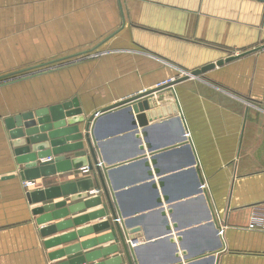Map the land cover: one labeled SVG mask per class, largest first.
<instances>
[{
	"label": "crops",
	"instance_id": "1",
	"mask_svg": "<svg viewBox=\"0 0 264 264\" xmlns=\"http://www.w3.org/2000/svg\"><path fill=\"white\" fill-rule=\"evenodd\" d=\"M263 38L260 0H0V77L55 63L15 78L31 80L0 86V264H60L113 245L50 261L51 253L109 231L52 249L47 241L107 218L41 235L33 212L41 205L30 195L95 173H59L27 186L4 121L12 110L79 97L93 113L178 81L186 71L254 47ZM174 90L157 98L159 109L177 103L183 122L175 115L153 121L146 130L139 128V137L125 114L102 115L96 124L98 161L116 213L122 225L136 220L142 235L134 248L141 249L140 259L133 255L135 264H173L176 251L168 239L178 235L177 249L191 261L216 255V264H264V50L180 82ZM98 196L106 202L103 191ZM158 198L169 202L159 206ZM69 199L54 202L70 204ZM257 219L261 225L251 229ZM167 223L178 228L168 234ZM222 226L227 227L223 238L218 235ZM218 240L223 247L214 251Z\"/></svg>",
	"mask_w": 264,
	"mask_h": 264
},
{
	"label": "water",
	"instance_id": "2",
	"mask_svg": "<svg viewBox=\"0 0 264 264\" xmlns=\"http://www.w3.org/2000/svg\"><path fill=\"white\" fill-rule=\"evenodd\" d=\"M260 1L264 2V0ZM263 50L264 45L239 55H231L228 58L195 70L178 81L174 80L168 85L145 91L93 113L87 112L79 97L50 99L46 100V103H30L20 106V109L12 110L4 121L12 141L11 144L18 166H23L20 172L23 182H34L59 173L79 171L85 168L95 173L91 178L79 179L60 187L39 190L30 195L32 203L41 205L33 211L34 215L38 216V225L42 226L41 235L46 238L107 218L100 223L84 229H77V231L70 234L47 241L45 243L46 248L52 249L109 231V233L100 237L51 253L49 255L50 261L54 262L66 256H73L112 242L113 245L108 248L60 264H89L114 255L117 256L97 264H135L134 253L140 259L141 249H131L127 243L128 241L134 242L142 236L140 228L136 226V220L134 219L125 221L123 225L119 222L112 194L106 183L105 169L100 167L98 161L96 147L101 139L97 134L96 124L100 116L108 114L107 117H113L114 115L125 114L128 122H130L129 129L133 130L137 137L140 136L139 128L146 130L151 122L159 119L170 118L175 115L176 121L183 122L177 103L173 104L171 108L160 110L157 98L162 96L166 90H174V86L180 82L190 78H198L217 67H223ZM91 51H95V49ZM76 57L78 56L74 55L67 59ZM54 64H42L5 75L0 77V81H4V86L23 83L32 78L28 76L21 79L15 78ZM151 110L153 111L150 112ZM82 126H84V129ZM183 138L186 141L188 140L187 128H185ZM187 148L192 149V146L188 144ZM139 152L143 155L146 153L144 147H140ZM146 162L148 163V161ZM156 174H158V171ZM149 176L154 178L151 170ZM96 186L104 192L105 203L102 196L89 197V192L93 191ZM154 188L156 189V187ZM63 197H69L70 204L67 201L54 202V200ZM163 202H169V200L164 198L163 201L162 198H158L157 204L159 206H163ZM96 207H102V209L80 217H72ZM162 212L165 216L164 211ZM70 217L72 219L55 225H47ZM177 228V225L171 226L167 223L166 231L168 234H172L173 230ZM218 235L221 237L219 230ZM168 241L171 242L176 251L173 264H183L184 260L187 261L186 264H216V255H209L197 261H191L192 257L186 251L180 253L177 249V243L182 242V235H178L176 239L170 236ZM222 247L223 243L218 240L217 248L214 251L220 250Z\"/></svg>",
	"mask_w": 264,
	"mask_h": 264
},
{
	"label": "built area",
	"instance_id": "3",
	"mask_svg": "<svg viewBox=\"0 0 264 264\" xmlns=\"http://www.w3.org/2000/svg\"><path fill=\"white\" fill-rule=\"evenodd\" d=\"M186 74V73H185ZM172 81H168V82H165L164 84H162V85H159L160 87H163V86H165V85H168V84H170ZM82 170H84V172H88L89 170H88V168H85V169H82ZM26 185L27 186H31V185H33V182H26ZM101 189L100 190H93V191H91V192H89V194H94L95 196H98L99 194H101ZM119 222H120V220H119ZM258 222H260V225H261V220L260 219H257V220H255L254 221V223L251 225V229H256L257 228V223ZM121 223V222H120ZM261 226H263L264 227V225H261ZM227 227L226 226H222L221 227V229H220V235L222 236V238H223V234H224V230L226 229ZM128 244H129V246L131 247V249H134V248H136L139 244H140V242H139V240H136V241H134V242H132V241H128L127 242Z\"/></svg>",
	"mask_w": 264,
	"mask_h": 264
},
{
	"label": "rangeland",
	"instance_id": "4",
	"mask_svg": "<svg viewBox=\"0 0 264 264\" xmlns=\"http://www.w3.org/2000/svg\"><path fill=\"white\" fill-rule=\"evenodd\" d=\"M254 45H255L254 47H248V49L246 48V49H244L242 52H240V51H232L231 54H232V55H239V54L244 53L245 51L252 50V49H254V48L260 47V46L264 45V38L258 40V42L255 43ZM184 72H185V71H184ZM186 74H187V75H190V73H188L187 71H186ZM185 76H186V75H185ZM2 84H4V81H0V86H2Z\"/></svg>",
	"mask_w": 264,
	"mask_h": 264
}]
</instances>
